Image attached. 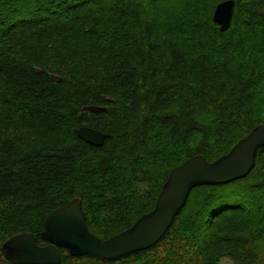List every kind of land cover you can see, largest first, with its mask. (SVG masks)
I'll use <instances>...</instances> for the list:
<instances>
[{
    "label": "trees",
    "instance_id": "obj_1",
    "mask_svg": "<svg viewBox=\"0 0 264 264\" xmlns=\"http://www.w3.org/2000/svg\"><path fill=\"white\" fill-rule=\"evenodd\" d=\"M0 0V248L80 199L108 240L156 206L172 170L264 124V0ZM102 108L88 112L87 108ZM109 135L101 147L78 137ZM64 264H264V147L251 173L195 188L153 248ZM0 264H10L0 252Z\"/></svg>",
    "mask_w": 264,
    "mask_h": 264
},
{
    "label": "water",
    "instance_id": "obj_2",
    "mask_svg": "<svg viewBox=\"0 0 264 264\" xmlns=\"http://www.w3.org/2000/svg\"><path fill=\"white\" fill-rule=\"evenodd\" d=\"M235 2L220 3L213 20L221 32L232 23ZM102 108H87L88 112H101ZM78 137L96 146H103L109 138L97 129L83 126ZM264 147V124L240 140L229 153L213 163L196 156L172 170L158 197L155 208L139 218L129 229L102 240L93 235L86 223L80 199L55 210L47 218L39 246L31 233L18 234L1 247L2 256L11 264H63L60 248L72 257L90 256L113 261L155 247L172 227L186 206L191 192L203 185H225L247 177L253 170L259 151Z\"/></svg>",
    "mask_w": 264,
    "mask_h": 264
},
{
    "label": "bare ground",
    "instance_id": "obj_3",
    "mask_svg": "<svg viewBox=\"0 0 264 264\" xmlns=\"http://www.w3.org/2000/svg\"><path fill=\"white\" fill-rule=\"evenodd\" d=\"M225 2V1H224ZM216 10V9H215ZM215 12V11H214ZM213 17H214V15H213ZM165 185V184H164ZM184 209V208H183ZM180 214V213H179ZM47 220V219H46ZM46 222V221H45ZM136 223V222H135ZM45 229V228H44ZM44 232V231H43ZM122 233V232H121ZM43 234V233H42ZM41 238H42V236H41ZM113 238V237H112ZM44 241V240H43ZM7 242V241H6ZM45 242V241H44ZM46 243V242H45ZM5 244V243H4ZM47 244V243H46ZM48 245V244H47ZM46 245V246H47ZM40 246V245H39ZM42 247H45V246H42ZM60 249H63V248H60ZM60 249H59V251H60ZM66 250V249H65ZM68 251V250H67ZM0 252H1V248H0ZM69 252V251H68ZM70 254V253H69ZM1 256H2V253H1ZM71 256V255H70ZM3 257V256H2ZM63 257V256H62ZM72 257V256H71ZM4 258V257H3ZM5 259V258H4ZM6 260V259H5ZM102 260V259H101ZM118 260V259H117ZM7 261V260H6ZM106 261V260H105ZM114 261V260H113ZM8 262V261H7ZM9 263V262H8ZM11 264V263H10ZM64 264V263H63Z\"/></svg>",
    "mask_w": 264,
    "mask_h": 264
},
{
    "label": "rangeland",
    "instance_id": "obj_4",
    "mask_svg": "<svg viewBox=\"0 0 264 264\" xmlns=\"http://www.w3.org/2000/svg\"><path fill=\"white\" fill-rule=\"evenodd\" d=\"M222 264H231V261L228 258L222 260Z\"/></svg>",
    "mask_w": 264,
    "mask_h": 264
}]
</instances>
